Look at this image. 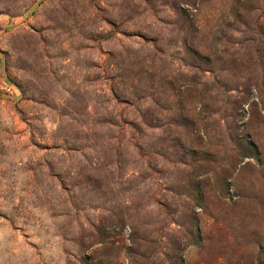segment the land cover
<instances>
[{"label":"rangeland","instance_id":"obj_1","mask_svg":"<svg viewBox=\"0 0 264 264\" xmlns=\"http://www.w3.org/2000/svg\"><path fill=\"white\" fill-rule=\"evenodd\" d=\"M0 264H264V0H0Z\"/></svg>","mask_w":264,"mask_h":264}]
</instances>
